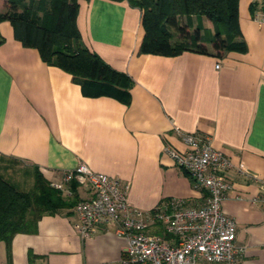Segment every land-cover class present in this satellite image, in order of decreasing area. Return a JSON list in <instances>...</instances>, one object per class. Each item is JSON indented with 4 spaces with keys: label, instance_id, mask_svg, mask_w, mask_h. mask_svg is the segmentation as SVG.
I'll use <instances>...</instances> for the list:
<instances>
[{
    "label": "crops",
    "instance_id": "crops-1",
    "mask_svg": "<svg viewBox=\"0 0 264 264\" xmlns=\"http://www.w3.org/2000/svg\"><path fill=\"white\" fill-rule=\"evenodd\" d=\"M3 7L0 0V11ZM263 11L256 0H238L245 52L163 56L138 52L143 36L138 8L125 1L79 0L81 40L128 76V104L85 96L69 74L23 47L11 25L1 22L0 164H7V171L21 165L58 182L84 163L127 183L135 208L149 211L169 198L196 207L203 202L202 190L164 149L184 151L181 134L206 137L232 164L221 210L234 221L235 243L244 248L235 264H264V203L253 202L259 195L253 178H264V22L254 19ZM180 21L191 34L198 29L196 43L209 47V19L190 15ZM88 197L86 187L76 185L74 199ZM75 222L73 208L44 214L35 232L12 238L8 258L0 242V264H122L124 238L101 228L83 240Z\"/></svg>",
    "mask_w": 264,
    "mask_h": 264
},
{
    "label": "trees",
    "instance_id": "trees-1",
    "mask_svg": "<svg viewBox=\"0 0 264 264\" xmlns=\"http://www.w3.org/2000/svg\"><path fill=\"white\" fill-rule=\"evenodd\" d=\"M110 1H125L140 10L143 36L138 52L141 54L177 56L193 51L221 58L229 51H246V44L240 39L238 0ZM78 8L79 0H4L0 23L7 21L14 39L25 48L36 49L44 63L69 74L85 96H106L128 104L130 79L83 44L76 25ZM190 15L211 21L213 35L209 47L196 43L198 29L191 34L189 27L180 21L181 17ZM175 35H178L176 40ZM3 42L0 36V45ZM7 169V164H0V242L5 244L8 258L16 234L35 232L44 214L74 207L77 184H71V197L66 198L35 170L31 188L22 191L4 176Z\"/></svg>",
    "mask_w": 264,
    "mask_h": 264
},
{
    "label": "built area",
    "instance_id": "built-area-1",
    "mask_svg": "<svg viewBox=\"0 0 264 264\" xmlns=\"http://www.w3.org/2000/svg\"><path fill=\"white\" fill-rule=\"evenodd\" d=\"M256 1L264 5V0ZM254 19L264 22V11ZM180 139L184 151L166 147L164 152L202 190L201 205L188 206L183 199L169 198L149 211L135 208L128 200L127 183L79 163L49 185L71 195L68 187L76 183L90 193L73 207V228L80 238L88 239L101 228H111L126 242L122 264H235L244 248L235 243L234 221L221 210L232 164L206 137L185 133ZM253 179L259 192L253 202L264 203V178Z\"/></svg>",
    "mask_w": 264,
    "mask_h": 264
},
{
    "label": "rangeland",
    "instance_id": "rangeland-1",
    "mask_svg": "<svg viewBox=\"0 0 264 264\" xmlns=\"http://www.w3.org/2000/svg\"><path fill=\"white\" fill-rule=\"evenodd\" d=\"M209 35V32L207 31ZM4 176L12 183L17 185V188L22 191H27L32 186V172L21 165H10V169L5 171ZM161 234V233H160Z\"/></svg>",
    "mask_w": 264,
    "mask_h": 264
},
{
    "label": "bare ground",
    "instance_id": "bare-ground-1",
    "mask_svg": "<svg viewBox=\"0 0 264 264\" xmlns=\"http://www.w3.org/2000/svg\"><path fill=\"white\" fill-rule=\"evenodd\" d=\"M257 12V11H256ZM258 12H260V11H258ZM255 15V14H254ZM204 17V16H203Z\"/></svg>",
    "mask_w": 264,
    "mask_h": 264
}]
</instances>
